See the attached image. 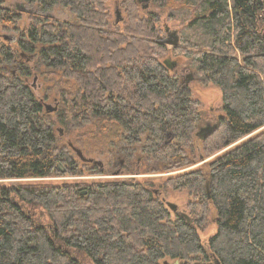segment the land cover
Instances as JSON below:
<instances>
[{
	"label": "trees",
	"instance_id": "trees-1",
	"mask_svg": "<svg viewBox=\"0 0 264 264\" xmlns=\"http://www.w3.org/2000/svg\"><path fill=\"white\" fill-rule=\"evenodd\" d=\"M24 1L76 20L33 15L27 40L0 43V264H84L78 253L94 264H264V0ZM110 2L124 10L118 23ZM6 3L2 27L20 19ZM161 11L179 22L177 47L161 38ZM16 43L36 68L62 71L56 111L6 73L22 55ZM171 50L221 91L224 114L204 140L200 103L171 75L180 64ZM54 113L69 131L113 121L127 146L141 145L149 173H174L164 186L189 192L187 210L173 212L150 179L3 184L83 175L58 144Z\"/></svg>",
	"mask_w": 264,
	"mask_h": 264
},
{
	"label": "rangeland",
	"instance_id": "rangeland-1",
	"mask_svg": "<svg viewBox=\"0 0 264 264\" xmlns=\"http://www.w3.org/2000/svg\"><path fill=\"white\" fill-rule=\"evenodd\" d=\"M6 4L17 11L20 15V19L9 26H0V43L3 44H8L9 42L7 40L10 38L27 40L28 32L33 28L34 22L31 20L33 15H45V18L46 16H50L53 20L62 22L76 20V16H74L69 9L60 6H56L52 11L45 13L41 10L39 5L30 4L24 0H7ZM109 5L112 20L114 21L115 8L119 7L117 6V2H110ZM124 14L123 10L122 15L124 16ZM157 26L163 31L161 37L163 40L167 38L165 32L166 27H169L171 31H178L180 27L179 22L170 21L168 19L167 11H161ZM10 45H12L14 50L18 51L20 55H24V57L21 55L19 56L20 60L18 62L8 64L5 70L6 73L9 76L14 74V72L15 74L19 73L22 79L33 88L36 97L44 106L50 105L54 107L56 102L61 99L60 84L62 83L63 87H67V81L62 80V71L47 67L36 68V62L32 61V52L22 50L21 46L17 43ZM169 57L171 61L180 63L176 71H170L171 75L177 74L180 88L193 100L200 103V111L203 116V122H201L200 126L216 122V120L224 114V103L220 89L213 84H203L198 78L195 68L191 66L190 61L185 56L176 55L171 50ZM21 67H30V74L24 77L20 70ZM189 76H192V79L187 82ZM74 84V82L70 83V85ZM70 110V108L67 109L68 112ZM59 116V113L51 114L52 119L56 120L57 123L55 130L58 136V144L69 147L83 175L81 174L75 177L65 176L27 180H3V184L14 186L22 182L59 184L62 181L93 184L99 181L130 180L133 176H136V179L141 181L145 179L152 180L155 185L151 188L156 191L157 195L161 198H165L169 202L175 203L180 211L185 212L187 210V204L193 201V197L189 192L186 190H174L164 186L165 177L174 173H165L164 171L149 173L143 158L144 154H142L140 150L141 145L137 146L138 150L136 151H133V148L127 146L121 136V130L117 127L118 125L115 126L113 121L106 118H99L89 125L74 128L69 131L57 122ZM72 116L73 115L70 114V118H72ZM231 147L232 146L225 148L220 153L227 151ZM211 159L212 157L204 159L201 163L191 168L196 169L201 164ZM42 219L47 220V217H42ZM216 230V226L212 223V225L201 234L204 242H206ZM78 254L82 258L84 264H94V262L84 254ZM200 260H202V258H200Z\"/></svg>",
	"mask_w": 264,
	"mask_h": 264
},
{
	"label": "water",
	"instance_id": "water-1",
	"mask_svg": "<svg viewBox=\"0 0 264 264\" xmlns=\"http://www.w3.org/2000/svg\"><path fill=\"white\" fill-rule=\"evenodd\" d=\"M139 3H146L147 7L148 4L150 2V0H138ZM120 14V13H119ZM122 20V16L120 18L117 19V21H121ZM170 31L169 27H166V32ZM12 40H14L12 38ZM163 42L167 45L173 46V47H177L180 43V38L179 35L176 31L171 32L170 34H168V37L166 39L163 40ZM192 78H190L187 82H189ZM46 109L48 112H54L57 109L56 108H51L50 105L46 106ZM218 127L217 123H213V124H206L205 126H202L198 129L196 136L200 139V140H204L209 134H211L212 132H214ZM82 157V155H81ZM118 174V173H117ZM136 176H133L132 179L136 180ZM167 206L173 211V212H177L178 211V206L175 203L172 202H167ZM184 216H186L185 214H183ZM187 217V216H186Z\"/></svg>",
	"mask_w": 264,
	"mask_h": 264
},
{
	"label": "flooded vegetation",
	"instance_id": "flooded-vegetation-1",
	"mask_svg": "<svg viewBox=\"0 0 264 264\" xmlns=\"http://www.w3.org/2000/svg\"><path fill=\"white\" fill-rule=\"evenodd\" d=\"M142 5V7L143 8H146L147 7V4L146 3H142L141 4ZM120 13V14H119ZM114 14H115V22L116 23H118V21H117V19L118 18H120L121 16H122V11L121 10H119V8H115V11H114ZM171 32H173V31H167L166 32V34H167V37H168V34H170ZM190 78H192V76H189V78H187V81L190 79ZM58 102V101H57ZM56 102V104H55V106L54 107H52V106H50L51 108H56L57 109V107H58V103ZM47 105H45V107H46ZM206 125V124H205ZM120 172V171H119ZM121 173V172H120Z\"/></svg>",
	"mask_w": 264,
	"mask_h": 264
},
{
	"label": "bare ground",
	"instance_id": "bare-ground-1",
	"mask_svg": "<svg viewBox=\"0 0 264 264\" xmlns=\"http://www.w3.org/2000/svg\"><path fill=\"white\" fill-rule=\"evenodd\" d=\"M115 34V33H114ZM112 36V35H111Z\"/></svg>",
	"mask_w": 264,
	"mask_h": 264
}]
</instances>
